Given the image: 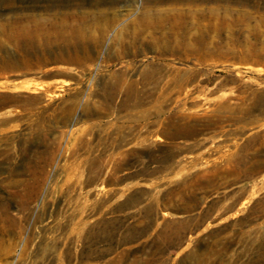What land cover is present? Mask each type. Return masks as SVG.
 Masks as SVG:
<instances>
[{"label":"rangeland","instance_id":"1","mask_svg":"<svg viewBox=\"0 0 264 264\" xmlns=\"http://www.w3.org/2000/svg\"><path fill=\"white\" fill-rule=\"evenodd\" d=\"M69 1L96 9L0 0V264H264V0H207L191 48L137 53L66 45Z\"/></svg>","mask_w":264,"mask_h":264},{"label":"bare ground","instance_id":"2","mask_svg":"<svg viewBox=\"0 0 264 264\" xmlns=\"http://www.w3.org/2000/svg\"><path fill=\"white\" fill-rule=\"evenodd\" d=\"M103 1L104 0H96L91 2L90 4L96 7V9L94 8V10L92 11L82 10V8L85 7L83 6L82 2L69 1L66 3L59 2L60 4L58 3L51 4L50 8L52 7L53 9L54 6H57L60 10L62 8L65 9L71 7L73 8L76 7V9L79 10L78 13H74V12L66 13L62 18V20H58L53 23L55 29L59 30V32H61L60 34L65 35L66 38L64 39V43L66 45L71 44L72 46L78 48H91V47L99 48L104 43H107V45L109 46H113L114 44H117L121 50H124L128 47H133L132 52L137 53V52H141V50L143 51L148 47V46L146 47V43H145L146 40L145 34L148 32L152 39V43L151 45H149V48L151 49L176 50L177 46L179 45L185 48L186 47L191 48L189 46L190 43L189 40L191 41L192 38L194 40L195 39L194 36L195 37L197 36V39L199 40L201 39V35L204 33V26H203L204 24L202 23V20L208 17L209 14H213L215 11L214 9H209L208 7L202 6L203 2H206L207 0H153L155 4L144 5L141 6V8L139 9L136 7L137 10L133 12V14L135 15L133 18H131V21L126 20L123 22L121 15H118L116 12H114V10L111 9L112 8L111 6H113L114 3H111L110 7L109 6L103 7V5L105 4ZM169 1H171L170 4L167 3ZM196 3H198V5L194 6V4ZM159 4H168V5L161 6ZM57 7L56 10L58 9ZM71 17L73 19H70ZM52 21H54V19ZM110 31H113L112 37L108 35ZM126 31L129 34L128 42H126L125 39L122 37V34ZM40 32L37 31L34 32L35 36L36 37L38 36V38H40L39 37ZM31 35L28 34L27 35L28 38L25 40L27 45L26 47H28L27 53L25 52L26 55H24L26 57L25 60L27 63L30 62L32 59L28 56H32L33 55L32 53L36 52L39 48H41L37 43V38L36 37L33 38L34 36L31 38L30 37ZM149 39L150 37L148 38V40ZM160 42H163V44H160ZM42 49H47V46L46 47L44 46ZM42 56L43 55H41V57L37 56L38 58V60L36 61L37 63L39 62L42 64H46L50 62V60L47 57L43 58ZM61 59H63L64 61L65 60L73 61V62L77 61L76 58L73 59L72 57H67V58L62 56L56 57V60H61ZM18 63L6 62L4 66H10L16 68L20 65ZM115 75L118 77L120 74H118V72H115ZM120 77L122 76L120 75ZM119 81L121 80H118V83ZM133 82H131L130 84H133ZM53 93L58 94L57 91L56 92L52 91L51 94ZM174 129H175V133H174L175 135L180 134V131L182 132V129L179 128H174ZM195 130L196 129L194 128H186V130L183 131L188 134V133H192L193 131L195 132ZM174 134H172V136Z\"/></svg>","mask_w":264,"mask_h":264}]
</instances>
